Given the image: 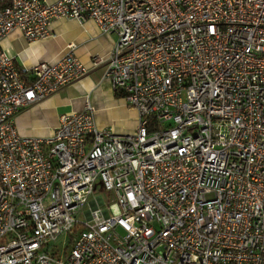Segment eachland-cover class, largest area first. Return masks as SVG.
Returning <instances> with one entry per match:
<instances>
[{
    "label": "built area",
    "instance_id": "built-area-1",
    "mask_svg": "<svg viewBox=\"0 0 264 264\" xmlns=\"http://www.w3.org/2000/svg\"><path fill=\"white\" fill-rule=\"evenodd\" d=\"M58 19L117 37L92 63L134 132L98 128L87 100L20 133L85 69L74 43L26 69L2 41ZM0 264H264V0H0Z\"/></svg>",
    "mask_w": 264,
    "mask_h": 264
},
{
    "label": "crops",
    "instance_id": "crops-1",
    "mask_svg": "<svg viewBox=\"0 0 264 264\" xmlns=\"http://www.w3.org/2000/svg\"><path fill=\"white\" fill-rule=\"evenodd\" d=\"M51 36L46 39L27 42L21 32H11L3 41L2 47L16 58V63L30 69L40 61H55L61 57L71 43L76 44L75 55L82 63L85 73L70 87L52 95L16 117V126L24 136L45 138L53 135L60 117L84 109L89 100L95 108L98 128H110L116 134L124 135L136 130L138 111L130 107L123 97H118L111 82L104 77L105 65L95 67V56L107 58L116 41L115 35H104L99 27L88 20L58 19L51 25ZM30 121L38 128H28Z\"/></svg>",
    "mask_w": 264,
    "mask_h": 264
},
{
    "label": "rangeland",
    "instance_id": "rangeland-1",
    "mask_svg": "<svg viewBox=\"0 0 264 264\" xmlns=\"http://www.w3.org/2000/svg\"><path fill=\"white\" fill-rule=\"evenodd\" d=\"M25 126L29 129L31 128H38V124L34 122L28 121ZM113 130V129H112ZM101 195L104 200H109V195L106 192H98L97 196ZM93 199V198H92ZM104 208V207H103ZM88 209V207L85 208V210Z\"/></svg>",
    "mask_w": 264,
    "mask_h": 264
},
{
    "label": "trees",
    "instance_id": "trees-1",
    "mask_svg": "<svg viewBox=\"0 0 264 264\" xmlns=\"http://www.w3.org/2000/svg\"><path fill=\"white\" fill-rule=\"evenodd\" d=\"M116 95H117L118 97H122V95H121L120 93H118V92H116Z\"/></svg>",
    "mask_w": 264,
    "mask_h": 264
}]
</instances>
